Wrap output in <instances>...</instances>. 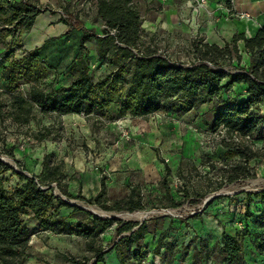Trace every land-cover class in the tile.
<instances>
[{"label":"rangeland","instance_id":"1","mask_svg":"<svg viewBox=\"0 0 264 264\" xmlns=\"http://www.w3.org/2000/svg\"><path fill=\"white\" fill-rule=\"evenodd\" d=\"M33 1L41 13L29 31L12 33L9 31L12 26L3 25L0 21L3 28L0 52L5 54V48H9L14 50L11 57L19 56L25 50L41 46L45 40L51 39L45 51L49 65L50 57L57 54L51 50L60 48L62 38H67V45L73 47L59 53L70 60L81 39L78 26L92 33H102L103 22L97 14L96 0ZM134 2L138 4L144 20L153 17L150 13L152 9L164 19V1ZM61 17L68 23L61 21ZM142 25L148 26V23L143 21ZM195 39L207 42L197 26L183 31L179 27H168L163 20L154 33L148 29L142 33L143 45L151 43L161 55L186 63L194 59L192 42ZM86 45L90 50L92 79L96 82L111 67L106 61L98 60L95 39L86 42ZM52 63L58 68L51 67L42 83L53 82L55 87L69 84L72 76L65 69V62L55 59ZM21 88L23 91L28 89L25 85ZM4 89L0 69V111L4 114L0 116V158L18 171L38 175L42 171L44 156L50 154L52 163H63V183L68 184L74 194L86 198L96 196L104 178L108 205L126 199L133 190L141 195L145 205L141 210L150 213L144 220L150 233L129 250L120 245L130 263L164 264L172 260L173 264H186L189 257L184 247L192 237L199 234L213 244L220 238L223 222H229L241 231L247 201L245 192H257L264 188V158L250 160L255 173L253 178L227 182L230 167L239 160V156L232 147L225 145V142L232 143L236 139H230L223 129L214 131L211 128L214 107L221 106L222 98L186 112L176 108L161 110L148 118L120 115L118 107L113 106L103 116L37 113L30 123L21 124L8 116L9 95ZM235 93L239 94V98L244 96L240 86H234L224 93L223 98L234 97ZM259 110L264 113V103ZM7 150H11L12 154ZM6 177H11L10 173ZM14 179L7 180L11 183ZM220 184L222 187L215 190ZM167 188L177 200L184 198V203L178 207H165L169 202L165 194ZM55 192L60 194L59 189ZM67 199L108 215L130 212L106 210L80 199ZM70 212L72 209L67 207L59 210L63 218H67ZM119 220L122 223L113 224L93 241L95 247L103 248L107 264H117L115 247L120 238L128 234L118 235V226L130 221L144 222L127 218ZM26 221L31 228L38 226L35 220ZM68 222L72 226L78 222L84 226L92 224L81 212H76ZM90 240L79 232L46 233L36 228L26 260L21 264H95V252L88 247ZM156 245L160 246L159 252L155 250ZM212 259L209 264L219 257L214 254Z\"/></svg>","mask_w":264,"mask_h":264},{"label":"trees","instance_id":"2","mask_svg":"<svg viewBox=\"0 0 264 264\" xmlns=\"http://www.w3.org/2000/svg\"><path fill=\"white\" fill-rule=\"evenodd\" d=\"M96 10L103 22L102 33H92L78 26L81 39L70 60L59 53L73 47L67 45V38H62L60 48L51 50L57 54L50 57L49 65L45 51L51 39L19 56L11 57L14 50L9 48H5V54L0 52L4 92L9 95L8 116L16 122L28 124L37 113L103 116L117 106L120 115L148 118L161 110L176 108L186 112L222 98L221 106L214 107L211 128L214 131L223 129L230 139H236L232 143L225 142V145L232 147L239 156L230 167L227 182L253 178L255 173L250 160L264 158V113L259 110L264 103V26L252 37L236 34L223 46L195 39L192 42L194 59L186 63L161 55L151 43L142 44L144 19L134 0H96ZM40 13L33 0H0V21L12 26L9 30L12 33L29 31ZM61 21L68 23L64 17ZM2 30L0 25V33ZM92 39L96 40L98 60L106 61L111 67L96 82L92 79L90 50L86 45ZM55 59L65 62V69L72 76L69 84L55 87L53 82L42 83L50 68L55 66L52 63ZM22 85L28 89L23 91ZM234 86H240L244 96L239 98L235 93L234 97L223 98L224 93ZM3 115L0 111V116ZM7 153L12 154V151L7 150ZM7 173L15 178L11 183L7 180L11 179L6 177ZM63 177V163H52L50 154L44 156L41 173L32 176L16 170L0 158V264L24 262L36 228L53 233L79 232L91 239L88 247L95 252V264H107L103 248L95 247L93 241L107 228L122 221L92 215L84 208L68 203L63 196L93 203L106 210L134 212L145 208L136 190L126 199L108 205L104 178L99 193L86 198L72 193L68 184L63 183ZM221 187L222 184L215 190ZM55 189H59L60 194ZM165 194L169 201L165 207H178L184 203V198L177 200L170 188ZM245 194L243 229L232 234L223 224L220 238L213 244L196 234L184 247L191 264H209L214 254L219 259L213 264H250L245 254L248 237L255 242L253 239L261 238L257 247L264 250V230H257L264 228V190ZM66 207L72 209L69 218L81 212L92 224L84 226L78 222L72 226L69 218H63L59 213ZM52 208L54 211L51 212ZM27 219L35 220L38 226L31 228ZM124 233L128 234L122 236L115 247L120 263L141 264L130 263L119 247L122 245L129 250L134 243L143 240L150 233L148 223H123L118 226L117 234ZM159 249L160 246L156 245L155 250L159 252ZM164 264L173 263L170 260Z\"/></svg>","mask_w":264,"mask_h":264},{"label":"crops","instance_id":"3","mask_svg":"<svg viewBox=\"0 0 264 264\" xmlns=\"http://www.w3.org/2000/svg\"><path fill=\"white\" fill-rule=\"evenodd\" d=\"M161 1L166 3L163 13L164 19L162 15L152 9L150 13H153V17L144 20L148 26L144 25L143 28L150 30L151 33L156 31L163 20L168 27H179L183 31H188L197 26L207 42L222 45L232 40L236 34L244 33L247 37H252L264 26V0H207V5L203 9L196 8L191 0ZM239 13H248L250 17L241 18L238 16ZM30 49L32 47L28 50ZM223 224L227 231L232 234L238 231L237 227L229 222H223ZM222 230L223 227H221V233ZM257 230L263 231L264 228ZM253 240L256 242L248 237L245 243L246 259L250 264H264V250L257 247L261 238ZM116 261L117 264H121L118 257ZM186 264H191V259L188 258Z\"/></svg>","mask_w":264,"mask_h":264},{"label":"bare ground","instance_id":"4","mask_svg":"<svg viewBox=\"0 0 264 264\" xmlns=\"http://www.w3.org/2000/svg\"><path fill=\"white\" fill-rule=\"evenodd\" d=\"M258 181V180H257ZM73 202H75L74 200H71ZM76 203V202H75ZM85 208L91 210L92 212H95L101 216H108V214H106L105 212L103 211H99L93 207H86L84 206ZM123 212V211H122ZM113 213V212H112ZM111 213V214H112ZM150 213L147 212V211H142V210H137V211H134V212H127L125 214H118L119 217H122V218H127V219H138V220H143V219H147V216L149 215Z\"/></svg>","mask_w":264,"mask_h":264},{"label":"built area","instance_id":"5","mask_svg":"<svg viewBox=\"0 0 264 264\" xmlns=\"http://www.w3.org/2000/svg\"><path fill=\"white\" fill-rule=\"evenodd\" d=\"M191 1L193 2V4L198 9H203L207 5V0H191ZM238 16L241 17V18H244V17L248 18V17H250V14H248V13H239Z\"/></svg>","mask_w":264,"mask_h":264},{"label":"water","instance_id":"6","mask_svg":"<svg viewBox=\"0 0 264 264\" xmlns=\"http://www.w3.org/2000/svg\"><path fill=\"white\" fill-rule=\"evenodd\" d=\"M2 159V158H1ZM3 160V159H2ZM5 163H7L5 160H3ZM30 176H32V175H30ZM262 190H264V188L262 189ZM63 198H64V200H66L68 203H70V204H72V205H76V206H79V207H82V208H84V209H87V208H85L84 206H81V205H79V204H77V203H75V202H73V201H69L66 197H64L63 196ZM87 210H89V209H87ZM89 211H91V210H89ZM92 212V211H91ZM93 213H95V212H93ZM96 215H99V214H97V213H95ZM100 217H103V216H101V215H99ZM107 218H117V219H122V217H119L118 216V214H111V215H108V216H106ZM145 219H143V221H144Z\"/></svg>","mask_w":264,"mask_h":264}]
</instances>
